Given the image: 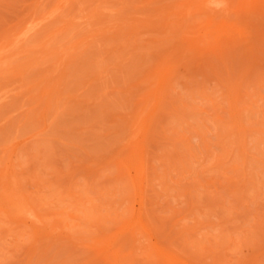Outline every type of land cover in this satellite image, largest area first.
<instances>
[{"label":"rangeland","instance_id":"obj_1","mask_svg":"<svg viewBox=\"0 0 264 264\" xmlns=\"http://www.w3.org/2000/svg\"><path fill=\"white\" fill-rule=\"evenodd\" d=\"M0 264H264V0H0Z\"/></svg>","mask_w":264,"mask_h":264}]
</instances>
